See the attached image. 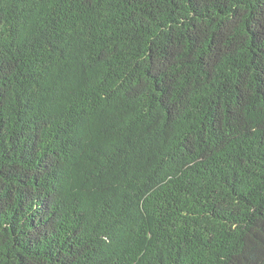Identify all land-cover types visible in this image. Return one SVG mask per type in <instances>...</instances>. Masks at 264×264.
Instances as JSON below:
<instances>
[{
  "label": "trees",
  "instance_id": "obj_1",
  "mask_svg": "<svg viewBox=\"0 0 264 264\" xmlns=\"http://www.w3.org/2000/svg\"><path fill=\"white\" fill-rule=\"evenodd\" d=\"M0 264H264V0H0Z\"/></svg>",
  "mask_w": 264,
  "mask_h": 264
}]
</instances>
